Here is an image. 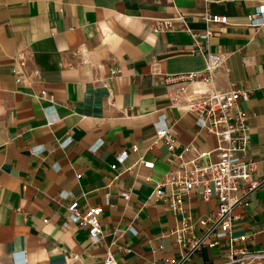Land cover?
Returning <instances> with one entry per match:
<instances>
[{
	"label": "crops",
	"instance_id": "obj_1",
	"mask_svg": "<svg viewBox=\"0 0 264 264\" xmlns=\"http://www.w3.org/2000/svg\"><path fill=\"white\" fill-rule=\"evenodd\" d=\"M259 1L0 0V264H103L112 242L117 264H170L180 257L170 234L180 215L152 196L170 169V152L155 137L159 114L174 123L175 153L187 148L188 158L217 159L214 135L197 129L183 107L205 87L187 83L171 103L179 85L167 78L205 67L189 51V31L212 29L209 48L223 58L217 89L250 91L238 108L250 126L246 156L256 163L254 177L264 180V25L247 26ZM206 13L227 22H207ZM160 19L175 27L154 32ZM49 114L58 120L48 124ZM67 137L70 143L60 147ZM61 191L82 209L103 207L105 238L92 240L68 219L71 198H58ZM184 203L201 218L217 200L190 193ZM234 214L232 234L247 236L235 247L263 250L264 183ZM228 252L223 239L185 264H219Z\"/></svg>",
	"mask_w": 264,
	"mask_h": 264
},
{
	"label": "built area",
	"instance_id": "obj_2",
	"mask_svg": "<svg viewBox=\"0 0 264 264\" xmlns=\"http://www.w3.org/2000/svg\"><path fill=\"white\" fill-rule=\"evenodd\" d=\"M205 3L212 0H203ZM222 1V0H215ZM207 22L226 23V16L206 13ZM264 25V0L259 1L253 11L247 15V26L258 28ZM169 20L160 19L153 23L152 30L156 33L174 28ZM193 46L190 53L200 54L205 61L202 70L179 73L167 78L169 85H179L170 95L171 103L177 104L179 94L185 93L187 83H200L205 89L201 93L190 94L184 99L183 107L195 117V126L199 130L214 135L216 139L217 159L203 162L201 159L207 153H198L188 158L184 148L175 153L176 130L174 123L166 121L164 114H159L155 122L156 141L162 142L170 152V169L168 175L155 183L152 196L161 200L173 214H179L180 220L170 232L181 250L178 259L169 260L170 264H185L191 260L202 247L213 248L221 240L227 241L229 252L219 264H248L257 260H264V249L249 251L247 248L237 249L236 242H244L246 235L235 237L232 234L233 221L237 217L234 210L243 207L250 195L264 180L254 177L256 163L247 158V147L250 141V126L243 110L238 108L241 100L248 99L249 90L231 89L222 91L214 85L216 70L223 64V58L218 53L210 50L208 39L212 29L207 27L201 32L189 31ZM204 40V42H202ZM111 74L118 73L111 69ZM58 120L56 115H48V124ZM71 141L70 137L59 141V146L64 148ZM92 149H96L92 147ZM126 153L117 156L118 161H123ZM144 167H152L150 161H140ZM57 165H55L56 167ZM58 169V167H56ZM77 177L80 175L77 174ZM146 180H149L146 177ZM190 193H196L201 199L207 200L215 197V209L201 218H195L184 200ZM129 199L128 193H122ZM58 198H71L66 205L68 219L87 229L92 240L103 239L107 235L102 230L100 215L103 211L101 205H89L82 209L76 199L68 192L61 191ZM46 222V220H45ZM200 232L196 233V226ZM133 234L137 231L129 226ZM112 243L107 245L103 264H117Z\"/></svg>",
	"mask_w": 264,
	"mask_h": 264
}]
</instances>
